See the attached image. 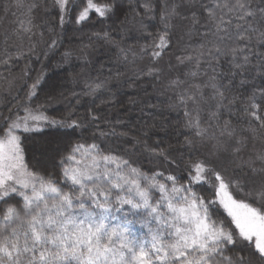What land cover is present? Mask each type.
Segmentation results:
<instances>
[{
    "label": "snow or ice",
    "instance_id": "1",
    "mask_svg": "<svg viewBox=\"0 0 264 264\" xmlns=\"http://www.w3.org/2000/svg\"><path fill=\"white\" fill-rule=\"evenodd\" d=\"M121 2L53 0L61 27L66 18L77 25L90 22L92 15L108 19ZM153 2L145 0L146 13L155 11ZM177 7L169 6L167 0L162 6L164 29L152 45L154 61L171 44V20L189 19L182 17ZM205 11L202 35L206 43L194 56L176 57L178 63L187 61L197 70L183 80H170L167 87L176 93L174 107L185 110V127L193 130V138L185 143L214 141L212 154L193 155L186 165L187 183L159 172L148 176L123 155L106 153L96 143L69 142L58 153V175L38 170L39 160L29 167L26 153L31 151L32 137L24 134L43 132L45 127L72 132L83 127V122L75 119L50 118L43 105L32 107L33 98L39 99L38 92L46 83L41 71L27 85L24 114L14 113L0 123V202L6 205L0 207V264H264V149L253 150L244 159L240 153L246 140L236 138L237 130L229 122L203 126L201 106L211 101L215 110L208 119L218 120L228 86L215 75L194 82L200 75L207 76L199 69L201 57L209 61V67L212 61L230 58L236 70L233 76L247 69L251 48L257 42L264 45V7H253L250 0H235L216 3ZM200 23L193 12L191 25ZM19 30L30 33L31 26L21 22ZM96 35L115 43L107 31ZM55 46L52 40L49 49ZM120 53L128 61L127 51L121 48ZM70 56L71 52L64 53L65 59ZM11 59L9 56L3 63L8 65ZM159 72L151 67L146 74ZM109 83V78L99 77L85 81V95L107 90ZM244 112L249 127L241 131L264 142V95L259 102L256 96L250 97ZM90 119L95 122L99 116L90 113ZM149 151L168 160L163 151ZM198 184L210 186L212 195L194 191ZM154 192L159 193V199H153ZM15 197L20 198L19 206L11 203ZM219 209L223 210L222 219ZM138 227L147 230L146 237L137 235Z\"/></svg>",
    "mask_w": 264,
    "mask_h": 264
},
{
    "label": "trees",
    "instance_id": "2",
    "mask_svg": "<svg viewBox=\"0 0 264 264\" xmlns=\"http://www.w3.org/2000/svg\"><path fill=\"white\" fill-rule=\"evenodd\" d=\"M144 2L122 0L115 14L108 19L92 15L90 22L77 25L66 18L61 27L53 0H0V123L14 113L24 114L22 106L26 103L27 85L41 71L45 73L46 83L43 91L38 92L39 99L33 98L32 107L43 105L46 115L56 120L83 122V127L75 132L45 127L43 132L24 134L32 137L29 141L31 151L26 153L29 167L39 160L38 170L44 172L47 169L58 175V153L63 152L69 142L85 146L96 143L106 153L123 155L133 167L148 176L159 172L164 177L174 175L181 183H187L186 165L193 155L197 152L212 154L214 141L201 143L197 140L192 146L185 143L186 139L193 138V130L185 127V110L174 107L176 93L167 85L170 80H183L190 71L197 70L187 61L178 63L176 57L186 53L194 56L195 50L206 43L202 35L206 31L203 23L207 16L205 8L216 3H235V0H167L169 6L177 5L180 15L189 19L171 20V44L155 61L150 53L164 29L160 15L165 0H154L151 6L155 11L151 14L145 12ZM250 2L253 7H264V0ZM36 4L40 6L34 8ZM193 12L201 21L195 26L191 25ZM21 22L25 27L31 26L30 33L19 30ZM233 23L241 22L234 20ZM105 31L115 43L97 37V33ZM52 40L56 41V46L49 49ZM121 48L127 51L128 61L121 57ZM66 52H71L67 59L64 57ZM9 56L12 59L5 65L3 61ZM249 58L251 63L247 69L233 76L236 70L232 68L230 58H221L219 63L212 61V67H209V61L201 57L199 69L207 76L200 75L194 81L200 83L215 75L220 83L228 86L227 99L218 112V120L208 119L210 112L215 110L210 107L211 101L201 106L200 120L205 127L229 122L236 128V138L243 137L247 143L240 153L244 159L253 150L264 149V142L253 140L247 131H241L249 127L244 112L249 98L256 96L259 102L264 95V45L255 43ZM151 67L159 68L160 72L147 75L146 71ZM97 77L110 79L108 89L85 95V81ZM90 113L99 119L91 121ZM113 130L116 134H112ZM41 142L48 147L43 155L36 149ZM149 149L163 151L168 160ZM217 156L224 158L223 154ZM169 160L176 163H169ZM194 191L206 197L212 195L207 184L195 185ZM19 199L11 198V203L17 204ZM0 207L6 205L0 202ZM218 213L222 219L223 210L219 209Z\"/></svg>",
    "mask_w": 264,
    "mask_h": 264
},
{
    "label": "rangeland",
    "instance_id": "3",
    "mask_svg": "<svg viewBox=\"0 0 264 264\" xmlns=\"http://www.w3.org/2000/svg\"><path fill=\"white\" fill-rule=\"evenodd\" d=\"M43 144L44 143L41 142L39 145L37 144V146H36V149L38 150L37 152H38L39 155H43L44 153H46L48 151L47 145L46 144L43 145ZM51 146L54 147V145H51ZM162 182H165V181H162ZM156 193H157V195H154L155 193H153V199L154 200L159 199V193L158 192H156ZM153 227H155V225H153ZM146 233H147V230L146 229H140L138 227L137 235L139 237H142V238L146 237Z\"/></svg>",
    "mask_w": 264,
    "mask_h": 264
}]
</instances>
